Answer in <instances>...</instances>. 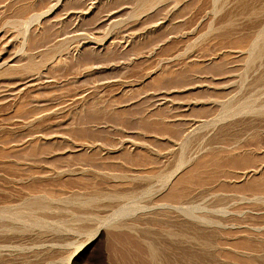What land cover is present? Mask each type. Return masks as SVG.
I'll use <instances>...</instances> for the list:
<instances>
[{
    "label": "rangeland",
    "instance_id": "1",
    "mask_svg": "<svg viewBox=\"0 0 264 264\" xmlns=\"http://www.w3.org/2000/svg\"><path fill=\"white\" fill-rule=\"evenodd\" d=\"M136 7L137 0H0V264H264V207L243 209L242 214V193L222 192L237 198V205L228 204L231 213L226 216L233 218L225 227L186 225L183 230L171 226L179 223L165 211L168 207L153 206L181 175L209 171L214 177L218 163L223 166L219 176H236L228 184L241 185L264 173V114L254 111L212 126L221 103L229 99L264 105L263 79L257 86L253 82L264 76L263 54L258 67L248 71L249 43L264 28V0H218L216 7L213 0L170 1L134 19ZM244 46L248 52L241 51ZM179 131L191 145L186 168L167 190L136 194L137 202L152 204L121 218L125 223L133 220L131 227L112 225L117 231L112 230L115 209L80 210L69 200L73 193L85 199L89 192L113 194L126 187L118 181L108 180L109 185L86 179L92 169L87 158L85 164H90H84L88 155L117 157L121 150L133 154L150 143L167 144L164 149L176 153ZM153 155L158 163L149 171L157 170V175L165 155ZM52 157L69 159L60 169L72 165L77 173L51 171L44 159ZM126 166L136 174L144 169ZM210 185L206 192L190 186L188 205H209ZM29 199L54 207L50 204L45 213L29 211L24 206ZM35 211L49 217L44 226L35 221Z\"/></svg>",
    "mask_w": 264,
    "mask_h": 264
},
{
    "label": "bare ground",
    "instance_id": "2",
    "mask_svg": "<svg viewBox=\"0 0 264 264\" xmlns=\"http://www.w3.org/2000/svg\"><path fill=\"white\" fill-rule=\"evenodd\" d=\"M60 0H58V2H59ZM170 1H172V2H174V3H176V4H179V3H182L183 1H185V0H137V7L135 8V10H134V15H135V17L133 16V14H132V17L135 19V18H137L138 16L140 17L141 15H143L144 13H146L147 11H149V10H151V9H153L155 6H160V4H164V3H167V2H170ZM234 1V0H233ZM135 3H136V1H135ZM217 3H218V0H213V5H214V7H216V5H217ZM259 3V2H258ZM223 4V3H222ZM199 5V4H198ZM226 5V4H225ZM257 5V4H256ZM166 6V5H165ZM185 6V5H184ZM253 6V5H252ZM172 7V6H171ZM227 7H229V6H227ZM245 7V6H244ZM258 8V7H257ZM241 9V8H240ZM133 11V10H132ZM132 11H131V13H132ZM213 12V11H212ZM220 12V11H219ZM242 12H243V10H242ZM242 12H240V14L242 13ZM250 12V11H249ZM253 12V11H252ZM264 12V11H263ZM255 13V12H254ZM206 14V13H205ZM218 14V13H217ZM173 15V14H172ZM208 15V14H207ZM130 16H131V14H130ZM218 16V15H217ZM262 16V15H261ZM132 17H130V18H132ZM186 17V16H185ZM215 17V16H214ZM249 17V16H248ZM132 18V19H133ZM207 18V17H206ZM185 19V18H184ZM238 19V18H237ZM252 19V18H251ZM246 20V19H245ZM258 20V19H257ZM212 21V20H211ZM254 21V20H253ZM227 24V23H226ZM234 24V23H233ZM249 24V23H248ZM213 25V24H212ZM236 26V25H235ZM202 27V26H201ZM220 27V26H219ZM254 27V26H253ZM212 28H213V26H212ZM217 28V27H216ZM239 28V27H238ZM261 28L262 27H260V30H261ZM220 29V28H219ZM207 30V29H206ZM246 30V29H245ZM258 30H259V28H258ZM259 30V31H260ZM262 30H264V28H262ZM262 30H261V32H262ZM213 31H214V29H213ZM233 31V30H232ZM258 31V32H259ZM215 32V31H214ZM261 32H260V34H259V36H258V40L256 41L255 40V43H253V44H251L252 43V41H251V43H249L250 45H253V47L251 46L250 48H249V50L251 49L252 51H251V58H250V61H251V66H250V68L251 69H249V66H248V71H252L253 69H255V67H258V65H257V63H258V60L260 59V58H263L262 56L264 55V53H261L264 49H262L263 47H264V33L263 34H261ZM233 33V32H232ZM239 33V32H238ZM247 33V32H246ZM206 34V33H205ZM229 34V33H228ZM256 35H257V33H255ZM204 35V34H203ZM242 35V34H241ZM251 35V33L249 34V36ZM255 35V36H256ZM237 36V35H236ZM252 36V35H251ZM244 37V36H243ZM248 37V36H247ZM233 38V37H232ZM255 38V37H254ZM219 40V39H218ZM238 40V39H237ZM236 41V40H235ZM234 41V42H235ZM216 42V41H215ZM254 42V41H253ZM247 43V42H246ZM224 44V43H223ZM241 44H242V42H241ZM241 44H238V45H241ZM238 47V46H237ZM245 47V46H244ZM217 48H219V47H217ZM235 48V47H234ZM245 50H247V51H245V50H241V49H239V50H241L242 52L244 51V52H248V49H246V47L244 48ZM236 50H238V49H236ZM239 50H238V52H239ZM232 51V50H231ZM236 52V51H235ZM241 52V53H242ZM231 53V52H230ZM233 53V52H232ZM240 53V52H239ZM229 54V53H228ZM263 54V55H262ZM247 56H248V53H247ZM240 57V56H239ZM224 58H225V56H224ZM227 59H230V58H228V55H227V57H226ZM231 58H233L232 56H231ZM242 58H243V56H242ZM244 58H247V57H245V55H244ZM222 59V58H221ZM240 59V58H239ZM248 59V58H247ZM243 60V59H242ZM245 60V59H244ZM262 60V59H261ZM261 60H259V61H261ZM230 61L231 60H229V63H230ZM235 61V60H234ZM240 61V60H239ZM249 61V62H250ZM263 61V60H262ZM232 62V61H231ZM247 62V61H246ZM257 62V63H256ZM264 62V61H263ZM262 62V63H263ZM261 63V62H260ZM228 64V63H227ZM231 64V63H230ZM245 64V63H244ZM255 64L257 65V66H255ZM245 65V66H246ZM262 65V64H261ZM260 67V66H259ZM245 68H247V67H245ZM262 68H264V65H263V67ZM262 68H259V70L260 69H262ZM257 70H258V68H256ZM246 70V69H245ZM256 70V71H257ZM246 73H247V70L245 71ZM262 72V71H261ZM249 73V72H248ZM247 73V74H248ZM251 73V72H250ZM254 73V72H253ZM260 73V72H259ZM258 73V74H259ZM243 74H244V72H243ZM256 75V74H255ZM260 75H261V73H260ZM262 75H264V72H263V74ZM241 76V75H240ZM244 76H246L247 77V75H244ZM257 76H259V75H257ZM246 77L244 78V80L246 79ZM251 77V76H250ZM259 77H261V76H259ZM258 77V78H259ZM241 78V77H240ZM249 77H247V80H249L248 79ZM252 78V77H251ZM253 78H254V76H253ZM256 79L255 81H253V82H255V86H257V85H259V82L262 80L263 81V84H261V85H263V88H264V76H262L261 78H259V79ZM241 80H243V78L241 79ZM242 83V82H241ZM245 83H246V80H245ZM248 83H251L252 84V82H248ZM247 83V84H248ZM262 83V82H261ZM243 84V83H242ZM261 85H260V88H261ZM243 86V85H242ZM251 86V85H250ZM250 86H248L249 87V89H250ZM254 86V85H253ZM252 86V87H253ZM254 86V87H255ZM259 88V87H258ZM248 89V91L250 92V90ZM255 89V88H254ZM247 90V89H246ZM252 90V89H251ZM260 90V89H259ZM261 90H263V93H264V89H262L261 88ZM242 91H244V90H242ZM240 92V91H239ZM255 92V91H254ZM251 93V92H250ZM255 93H257V92H255ZM254 93V94H255ZM242 94V93H241ZM249 94V93H248ZM244 95H245V93H244ZM247 95V94H246ZM250 95V94H249ZM258 95H260V94H258ZM258 95H256V96H258ZM242 96V95H241ZM251 96H253L252 94H251ZM255 96V95H254ZM244 97V96H243ZM245 97H247V96H245ZM248 97H250V96H248ZM260 97V96H259ZM234 98V97H233ZM251 98V97H250ZM256 98H258V97H256ZM264 98V97H263ZM241 99L242 98H239V99H229L228 101H226L225 103H221V106H220V110L217 112V114L215 115L216 116V123H213L212 124V126L214 125V124H218L217 122H222V121H225V120H228V119H232V118H234V117H236V116H241L242 114H244V116L245 117H247L246 116V114L247 115H253V114H256L257 112L258 113H261V114H264V105L263 106H261L260 107V105H257V103H259L258 101H257V103H256V105L252 102V103H250L251 101H249V102H246L245 100L244 101H241ZM245 99V98H244ZM254 100H255V98H253ZM246 100H249V99H246ZM259 100H260V98H259ZM262 100V99H261ZM256 101V100H255ZM264 101V100H263ZM261 102V101H260ZM254 111L256 112V113H254ZM249 113H251V114H249ZM253 113V114H252ZM260 114V115H261ZM243 116V115H242ZM241 116V117H242ZM245 117H243V118H245ZM263 120V119H262ZM215 122V121H214ZM264 126V125H263ZM208 127V126H207ZM210 127V126H209ZM187 134V133H186ZM239 135V134H238ZM236 136V135H235ZM259 136V135H258ZM239 137H240V135H239ZM238 137V138H239ZM235 138V137H234ZM175 139H176V141L178 142H176V144L177 145H179L178 147V151L175 153V152H170V151H172V150H174V149H170V151L169 150H166V149H164L165 148V145L167 146V144H165L164 146H159V145H157V143H155L157 146H155V144L154 145H144V146H146L145 148L144 147H142L138 152L136 151V153H134L133 152V154L131 153V154H129V152L127 153L125 150H121V151H119L120 153H119V155L117 156V157H114V155L112 156V154H111V156H107V157H105V158H101L100 156V158H94L93 156H95V155H88V154H86V155H88V157H85V160H84V164L88 161V160H90L89 162L91 163H87V165L85 164V166H90L92 169L90 170L88 167H87V169L88 170H90L91 172H86V175H85V177H86V179H88V178H90V180H91V178L92 179H98V180H101V181H105V183H106V181H107V183H108V180H111V181H118V182H120V183H122L124 186H126L124 189H122V191H118V192H116L115 191V193L113 192V194H107V193H110V192H105V191H103L102 190V192L100 191V192H93V190H95V189H97L96 187H95V189L93 188V190H92V192H93V194L92 193H90L89 192V194L90 195H87L88 194V191H89V188L88 189H86V191H85V195H87L86 196V198L84 199H82L81 197H82V195L83 194H81V193H78V194H76L75 195V193H73V196L71 197V195H70V198H69V196H68V198H69V200H71L72 202H73V204L75 205V204H78L77 206L79 207V209H80V207H81V209L82 208H84L85 206L87 207V206H91V207H93V209H92V211L94 210V208H95V210H96V208L97 209H99V208H104V210H106V208H112V209H115V211H113L112 213H113V217L111 218V221H110V224H109V226H110V228L112 227V225H117V226H119V225H126V228H127V225L128 226H130V225H132V221L131 222H129V223H125V222H123V220H121V218L122 217H124L126 214H130L131 215V212H134V211H137V210H141V209H145V208H149L150 206H151V204H152V202H145V204H141V203H139V201L137 202V200H136V194H141V192L144 194L145 193V195H146V193H150V192H152V191H154V190H157V191H155V193H161L162 191H165V190H167V188L170 186V184H172L171 183V180H172V178L174 177V176H176V175H178V172L179 171H181V169H183L184 167H185V165H187V156H188V154H189V152H190V150H191V145H190V141H189V139H188V135H186L185 136V134L183 135V133L182 132H180L179 131V133H175ZM175 141V140H174ZM235 142H237V141H235ZM173 144H174V142H173ZM133 145V144H132ZM135 145V144H134ZM105 146V145H104ZM104 146H100V147H104ZM136 146H138V145H136ZM142 146V145H141ZM140 146V147H141ZM175 146V145H174ZM110 147H114V146H110ZM109 146H108V148H110ZM117 147V145L115 146V148ZM168 147V146H167ZM166 147V148H167ZM169 147H170V145H169ZM104 148H107V147H104ZM170 148H172V146L170 147ZM173 148H177V147H173ZM49 149V148H48ZM47 149V150H48ZM127 149V148H126ZM138 149V148H137ZM167 149H169V148H167ZM44 150V149H43ZM42 150V151H43ZM46 150V149H45ZM52 150H54V152H55V148H52L51 149V151ZM62 150V149H61ZM64 150V149H63ZM62 150V151H63ZM97 150H98V148H97ZM96 150V151H97ZM104 149L103 148H101V150H99V151H103ZM106 150H108V149H106ZM106 150H104L105 152H106ZM112 150V149H111ZM111 150H110V153H111ZM116 150H118V147L116 148ZM116 150H115V152H116ZM120 150V149H119ZM56 151L58 152L59 150L58 149H56ZM114 151V150H113ZM129 151V150H128ZM48 152V151H47ZM91 152H93V151H91ZM168 152H170V153H168ZM36 153L38 154V153H40V154H43V153H41L40 152V150L39 151H36ZM35 153V154H36ZM44 153H46V152H44ZM49 153H50V151H49ZM88 153V152H87ZM94 153H95V151H94ZM97 153V152H96ZM107 153V152H106ZM31 154H32V152H31ZM80 154V153H79ZM98 154V153H97ZM107 154H109V153H107ZM160 155V154H164L165 156V159H163V162H162V160L160 159V161L162 162V163H164V166L162 167L160 164V166L163 168L162 169V171H160V173L159 174H155V172L157 171H153L152 170V172L154 173H152L151 171H149L150 170V168H149V166H151V168H152V166H155L156 165V163H158V159L157 158H153L152 157V155ZM82 155H85L84 153H82ZM153 155V156H154ZM157 155V156H158ZM75 156H77V154L75 155ZM92 156V157H91ZM103 156V155H102ZM162 156V155H161ZM73 157V156H72ZM71 157V158H72ZM79 157V156H78ZM155 157V156H154ZM246 157V158H245ZM251 156H249V157H247V156H244V158L243 159H245V160H248L249 158H250ZM60 158H62V157H60ZM60 158H55V157H52L51 159H44V160H46L45 161V163H49L50 164V170L51 171H55V172H57V173H59V174H63V173H68V174H70V173H74V172H76L77 170H76V168H74V169H72L71 168V166H70V168H69V166L67 167V168H65L64 169V167L62 168L61 167V169H60V167H59V164H61V163H64L65 164V162L67 161V160H69V159H66V160H64L65 162H63V159L61 160ZM67 158H70V157H67ZM75 158V157H74ZM86 158L88 159V160H86ZM172 158H174V160L172 159ZM42 159V158H41ZM72 160V159H71ZM71 160H70V162H71ZM76 159H74L73 161H75ZM78 160V159H77ZM76 160V161H77ZM81 159H79V161H80ZM173 160V161H172ZM41 161V160H40ZM81 161H83V158H82V160ZM86 161V162H85ZM232 161H234V160H232ZM236 161V160H235ZM42 162H43V160H42ZM160 162V163H161ZM229 162V161H228ZM227 162V163H228ZM67 163V162H66ZM75 163V162H74ZM78 163H80V162H78ZM161 163V164H162ZM238 162L236 161V164H237ZM73 164V163H72ZM80 164H82V163H80ZM79 164V165H80ZM229 164H230V162H229ZM231 164L233 165L234 163L233 162H231ZM236 164H234V166L236 165ZM74 165V164H73ZM126 165H130V166H133L134 167V165H136V169H138V166H144V169H143V172H141V173H132V172H129V171H127V168L126 167H128V166H126ZM158 165V164H157ZM158 165V166H159ZM231 165V166H232ZM249 165V164H248ZM60 166H62V165H60ZM244 166H247V164L245 165L244 164ZM83 164H82V169H83ZM145 167H147L146 169H145ZM156 167L157 166H155L154 168L156 169ZM222 165H221V163H218V164H216V170H218V172L216 173V174H214V175H216V176H211L212 174H209V171H203V172H200V173H196V174H194V175H191V176H189L188 175V177L185 175H181V177H179L178 178V176H177V180H175L174 181V184L171 186V187H169L170 188V190H169V192H167V194H165L164 193V197L161 199V195L159 196L160 197V199H158L160 202L159 203H157L156 201V203L157 204H155V202H154V204H153V206L154 205H156V206H164V207H168L170 210H165L167 213H168V211H169V213L168 214H174V217L173 218H176V222H178L179 223V225H171V226H176L177 228L179 227V228H181V229H183L186 225H192V226H194V227H197V228H199L200 226L201 227H203V226H206L205 227V229H207V227H213V228H215V226H219V227H222V226H224L223 224H226V223H232V222H230V221H232V219H230V218H233L232 216H226V214H228V213H231V211L229 212V210H228V204L230 203V202H232V203H235L236 204V201L234 202V200H233V198H231V197H229V196H227V195H223L222 194V192H227V191H234V193L235 192H237V193H242V198L240 199L241 201H243L244 202V204L242 205V207H241V213L242 214H245V212L243 213L242 211H243V209H250V208H256V210H261V209H263V207H264V173L262 174V175H259L258 177H251L252 179H247V181H245L243 184L241 183V185H238V184H235L236 182H234V183H230V184H228L227 182H229V181H227V180H233V178H235L236 179V176L234 175V173H232L233 175H231V173L229 174V173H225L224 175L225 176H222V177H224V178H222L221 176H219V174L218 173H221V172H219V170L221 171L222 170ZM233 167V166H232ZM80 169H81V167H79ZM78 168V169H79ZM143 168V167H142ZM153 168V169H154ZM186 168V167H185ZM256 168V167H255ZM63 169V170H62ZM130 169V168H129ZM161 169V168H160ZM188 169V168H187ZM131 170V169H130ZM86 171V170H85ZM85 171H83V172H85ZM81 172V171H80ZM79 172V173H80ZM187 172V171H186ZM227 172V171H226ZM77 173V172H76ZM157 173H158V171H157ZM177 173V174H176ZM223 173H224V171H223ZM61 174V175H62ZM75 174V173H74ZM83 174V173H82ZM81 174V175H82ZM184 174H186V173H184ZM218 174V175H217ZM257 174V173H256ZM221 175H223V174H221ZM63 176V175H62ZM83 177H84V174L82 175ZM213 177V178H212ZM240 178V177H239ZM238 178V176H237V179H239ZM211 179H213L214 181L212 182V183H215V185H213L212 183H208V182H211L210 180ZM68 180H70V178L68 179ZM154 180H156V181H154ZM174 180V179H173ZM66 181V180H65ZM230 181V182H231ZM68 182V181H67ZM66 182V183H67ZM72 182V181H71ZM110 182V181H109ZM118 182H117V184H118ZM155 182V183H154ZM119 183V184H120ZM109 184V183H108ZM112 184H114V183H112ZM111 184V185H112ZM156 184H158L157 186H156ZM210 184H212L213 185V188L212 189H209V190H207V192L209 191V192H211V194L209 195L211 198H213V200L211 201V203L209 204V205H206V206H197V207H190L189 205V203H188V193H190L189 191L191 190V188H190V186L191 187H193V186H197L198 188H204L203 190V192H206V187H207V185L209 186ZM65 185V184H64ZM110 185V184H109ZM115 185V184H114ZM121 185V184H120ZM212 185H210V186H212ZM66 186H68V185H66ZM66 186H64V187H66ZM122 186V185H121ZM123 187V186H122ZM85 188H87V187H85ZM85 188H84V190H85ZM209 188V187H208ZM211 188V187H210ZM90 189H92V188H90ZM214 189V191L215 192H213L212 190ZM101 190V189H100ZM96 191V190H95ZM99 191V190H98ZM105 192V193H104ZM87 193V194H86ZM154 192H152V194H153ZM154 193V194H155ZM213 193V194H212ZM218 193H221V194H218ZM79 194H81V195H79ZM226 194V193H225ZM227 194H228V192H227ZM157 195V194H156ZM190 195V194H189ZM238 195V194H237ZM141 196H143V195H141ZM140 196V197H141ZM151 196V195H150ZM150 196H149V198H150ZM42 197V196H41ZM43 197H44V195H43ZM84 197V196H83ZM137 197H139V196H137ZM152 197V196H151ZM155 197V196H154ZM158 197V198H159ZM188 197V198H187ZM45 198V197H44ZM44 198H42L43 200H44ZM67 198V197H66ZM65 198V199H66ZM68 198L66 199V200H68ZM145 197H142V199L145 201L146 199H149V198H147L146 197V199H144ZM236 198V197H235ZM234 198V199H235ZM151 199V198H150ZM149 199V200H150ZM153 199V198H152ZM156 199V198H155ZM237 199V198H236ZM30 200V199H29ZM60 201L62 200V199H59ZM139 200V199H138ZM143 200L141 201L142 203H143ZM28 200H26V202H27ZM45 202H46V200H44ZM55 201V200H54ZM63 201H64V203H65V200L63 199ZM152 201V200H151ZM45 202H43L41 199L39 200V199H34V200H30V201H28V203L26 204L25 202H24V206L25 205H28L29 207H31L30 208V210L29 211H31V210H37V211H40V212H43L44 211V213H45V211L46 210H49V209H51L52 207H51V205L50 204H52V203H45ZM56 203H57V200L55 201ZM70 202V201H69ZM72 202H71V204H72ZM190 202V201H189ZM56 203H54V204H56ZM62 203V202H61ZM61 203H58V204H61ZM63 203V204H64ZM191 204L193 203L192 202V200H191V202H190ZM63 204H61V205H63ZM68 204V203H67ZM70 204V203H69ZM69 204H68V206H69ZM189 204V205H188ZM73 205V206H74ZM230 206V208H231V206H233V205H231V204H229ZM237 205V204H236ZM52 206H53V204H52ZM65 206V208H66V206L67 205H64ZM70 206H72V205H70ZM72 206V207H73ZM76 206V205H75ZM155 206V207H156ZM29 207H24V208H28L29 209ZM54 207V206H53ZM235 207V206H234ZM57 209H58V206L56 207ZM64 208V207H63ZM68 208H70V207H68ZM90 208V207H89ZM158 208H162V207H157V209ZM61 209H62V207H61ZM72 209H76V208H72ZM79 209L78 210H76L75 211V214H77L76 212H78L79 211ZM80 209V210H81ZM87 209H88V207H87ZM163 209V208H162ZM67 210V209H66ZM70 210H71V208H70ZM69 210V211H70ZM85 210H86V208H85ZM89 210V209H88ZM91 210V209H90ZM164 210V209H163ZM244 210V211H245ZM255 209H253V211H254ZM27 211V210H26ZM28 211V212H29ZM37 211H35V221L37 220L39 223H41L42 225H40V226H44L43 224H44V222L45 221H47V220H49L48 218V216L47 215H45V214H43V213H41V214H36V212ZM84 211V210H83ZM83 211H81L82 213H83ZM99 211H101V210H99ZM99 211L98 212H96V214H95V217H96V215H98V213H99ZM49 212V211H48ZM48 212H47V214H48ZM51 212H53V210L51 211ZM51 212H49V213H51ZM74 212V211H73ZM80 212V211H79ZM87 212V214L89 215V213H88V211H86ZM86 212H84V214L86 213ZM157 212V211H156ZM233 212V211H232ZM30 213V212H29ZM33 213V212H32ZM31 213V214H32ZM39 213V212H38ZM71 213H72V211H71ZM87 214H85L86 215V217H89L90 215H92L91 213H90V215L89 216H87ZM133 214V213H132ZM157 214V213H156ZM161 214V213H160ZM163 214H165L164 212H163ZM29 216L30 214H26V216ZM50 215V214H49ZM79 215H81V214H79ZM85 215H84V217H85ZM166 215V214H165ZM164 215V216H165ZM170 215H168V216H170ZM32 216V215H31ZM128 216V215H127ZM158 216H159V213H158ZM172 216V215H171ZM227 218H226V217ZM234 216V215H233ZM251 217V216H250ZM28 218H30V216L29 217H27V219ZM78 219H79V216L77 217ZM91 218V217H90ZM97 218V217H96ZM98 218H99V216H98ZM163 218V217H162ZM166 218V217H165ZM255 218H257V217H255ZM87 219V218H86ZM95 219V218H94ZM32 220V219H31ZM30 220V221H31ZM89 220V219H88ZM101 220V219H100ZM99 220V221H100ZM162 220H165V219H162ZM168 222H169V220L168 219H166ZM165 220V221H166ZM94 221V220H93ZM98 221V222H99ZM102 221V220H101ZM106 221H109V220H106ZM106 221H104V222H106ZM122 221V222H121ZM137 221V220H136ZM165 221H163V223L165 222ZM171 221V220H170ZM243 221L244 222H246V221H248V217L245 215L244 216V218H243ZM28 222V221H27ZM32 222H34V220H32ZM176 222H175V224H176ZM100 223V222H99ZM108 223V222H107ZM134 223H136L135 222V220H134ZM170 223H172V221L170 222ZM32 224V223H31ZM101 224H103V222L101 223ZM174 224V223H173ZM134 225V224H133ZM255 225V224H254ZM8 226V225H7ZM6 226V227H7ZM34 226H37V225H35L34 224ZM39 226V227H40ZM108 226V227H109ZM225 226H228V225H225ZM224 226V227H225ZM131 227V226H130ZM129 227V228H130ZM113 228H114V226H113ZM115 228H116V226H115ZM112 229V230H116V229ZM121 228H125V227H121ZM120 228V229H121ZM204 228V227H203ZM118 229V228H117ZM179 230V229H178ZM184 230V229H183ZM183 230L182 231H180V232H183ZM117 231V230H116ZM113 232H115V231H113ZM173 233V232H172ZM181 234V236H179L181 239H185V238H183L184 236L182 235V233H180ZM185 235L187 234V233H184ZM170 235L172 236V234L170 233ZM174 235V234H173ZM178 235V234H177ZM176 235V236H177ZM175 236V235H174ZM178 237V238H179ZM177 238V239H178ZM179 238V239H180ZM177 242H178V240H176ZM184 241V240H183ZM182 241V242H183Z\"/></svg>",
    "mask_w": 264,
    "mask_h": 264
}]
</instances>
